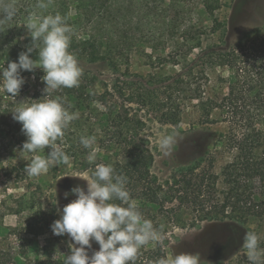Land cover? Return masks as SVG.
<instances>
[{
  "label": "trees",
  "instance_id": "trees-1",
  "mask_svg": "<svg viewBox=\"0 0 264 264\" xmlns=\"http://www.w3.org/2000/svg\"><path fill=\"white\" fill-rule=\"evenodd\" d=\"M7 2L11 0H0V4ZM14 2L17 14L12 20H4L0 14V59L17 61L19 54L31 45L30 36L23 46L12 40L13 33L29 15L59 14L73 29L68 51L89 62L104 61L115 74L109 82L82 70L79 87L61 88L45 96L42 73L40 89L30 98H20L17 107L47 98L58 99L70 113L79 114L54 145L67 155L66 163L89 176L96 165H111L116 174L126 177L131 201L143 218L153 223L159 236L157 241L139 249L134 264H157L168 257L166 240L161 236L166 231L161 220L165 213L188 210L195 222L254 221L251 232L256 234L260 226L264 228V24L242 32L231 45L193 54L195 45L201 44L205 35L225 28L224 21L213 14L212 1L159 0L152 9H159L164 16L155 24L154 32L170 31L180 39L169 60H160L179 66L183 73L142 75L130 71V59L143 52L141 42H147L154 34L148 16L139 25L127 14L132 0H126L125 13L120 0H51L47 9L37 8V0ZM145 3L149 5L152 0ZM71 10L75 19L71 18ZM185 11L189 14L183 19ZM111 17L114 19L110 20ZM30 56L37 59L36 50ZM121 66L125 67L123 72ZM208 67L224 69V75L218 76L227 85L223 95L204 98ZM187 101L197 103L199 124L220 123L223 129L216 133L202 156L173 169L161 180L151 170L154 157L146 128L149 122L178 124ZM214 111H218L215 118ZM81 136L95 137L94 164L86 159L90 149L80 143ZM24 137L18 143H23ZM50 150H42L44 156ZM1 219L2 213L0 264H63L67 248L61 235L44 239L37 246L36 257L30 258L36 230L29 225L3 229ZM260 248L264 250V238L260 239ZM216 264L250 262L243 250Z\"/></svg>",
  "mask_w": 264,
  "mask_h": 264
},
{
  "label": "rangeland",
  "instance_id": "rangeland-1",
  "mask_svg": "<svg viewBox=\"0 0 264 264\" xmlns=\"http://www.w3.org/2000/svg\"><path fill=\"white\" fill-rule=\"evenodd\" d=\"M133 6L127 13L135 19L139 25L144 24V16L152 21L154 37H148L147 42H141L143 52L133 54L129 68L130 71L146 75L149 72L173 76L183 73V69L168 62H163L160 57L169 60V55L174 45L180 40L170 31L155 33L154 27L164 16L160 10L152 9L159 0H152L147 5V0H132ZM213 14L220 17L225 28L216 34H208L203 37V42L195 45L193 54L201 50L214 48L215 46H228L233 44L242 32L264 24V0H211ZM120 5L126 12V0H120ZM145 9V12L143 11ZM72 19L75 13L70 11ZM185 11L183 19L188 16ZM193 12H191V16ZM111 17L110 20H113ZM181 19V17H179ZM179 19H177L179 21ZM21 23V27L12 35V40L18 46H23L24 41L30 35ZM113 24V23H109ZM223 32V35H222ZM77 37L80 36L78 33ZM221 38L223 42H221ZM82 70H88L97 74L105 81H112L115 74L104 61L89 62L84 57L72 53ZM8 61L0 59V65L7 67ZM121 72L125 70L121 66ZM207 80L204 83V98L223 95L227 85L218 79L225 71L219 67L205 69ZM42 70L36 68L33 72L21 71L25 83L15 97H11L0 91V213L3 229H11L17 226L29 225L36 230L33 237L29 257H36L37 246L46 238L53 235L50 225L59 219V211L63 206L75 199L71 192L73 187L79 186L86 190L87 181L79 177L90 178L87 172H78L68 163L54 164L49 167L47 173L35 178L28 176L24 168L36 155L44 156L42 151L28 153L23 151L22 143L18 140L25 136L21 131V124L15 121L11 111L17 107L20 98H30L39 90V78ZM0 78V87H2ZM213 118L218 116V111L213 112ZM200 110L195 101H187L183 104L181 120L178 124H161L149 122L146 134L149 140V148L154 161L152 172L161 180L176 168L188 165L196 158L202 156L206 148L211 147L216 133L223 129L220 123L199 124ZM172 136L174 144L168 154L159 147L161 138ZM26 137V136H25ZM24 137V138H25ZM64 176V177H63ZM62 177V178H60ZM60 178V179H59ZM65 192L68 193L65 196ZM166 231L162 236L166 240L168 257L181 252L193 253L199 256V264H216L226 261L241 253L243 250V238L246 232L255 226L254 221L234 220H204L195 222L188 210H180L175 214L165 213L161 217ZM264 238V228L260 226L258 234ZM67 248L66 255L70 253L69 245L72 243L69 236L61 235ZM92 247L88 249V255L99 249L97 242L92 241Z\"/></svg>",
  "mask_w": 264,
  "mask_h": 264
},
{
  "label": "clouds",
  "instance_id": "clouds-1",
  "mask_svg": "<svg viewBox=\"0 0 264 264\" xmlns=\"http://www.w3.org/2000/svg\"><path fill=\"white\" fill-rule=\"evenodd\" d=\"M50 3L51 0H37L36 7L47 9ZM0 14L4 20H12L17 14L14 0L0 4ZM23 26L31 37V45L19 54L17 61H9L7 67L0 65L3 81L0 91L15 97L25 83L21 71L33 72L36 68L44 73L41 79L45 84V96L61 88L79 87L83 71L76 57L68 51L73 29L66 19L59 14L33 13ZM34 50L37 59L30 56ZM11 113L26 136L23 151L35 153L46 147L51 149L47 156L36 155L26 165L24 171L28 176H40L47 173L50 166L67 162L64 151L54 145L64 136L70 123L78 119V113H70L62 102L52 98L16 107ZM80 143L90 149L86 159L89 164H94L97 157L93 149L95 137L81 136ZM173 144L174 138L169 135L161 138L159 147L168 154ZM68 176L84 179L87 186L86 190L79 186L71 189L76 198L63 206L59 219L50 225L54 235L66 234L71 238L70 253L63 264H134L139 249L159 239L153 223L144 219L131 201L125 186L126 177L116 174L111 165H96L90 178ZM117 200L121 203L112 202ZM92 241L98 243L99 249L89 256ZM243 248L250 264H264V250H261L260 238L255 232L245 233ZM199 259L196 254L181 252L161 258L157 264H199Z\"/></svg>",
  "mask_w": 264,
  "mask_h": 264
}]
</instances>
